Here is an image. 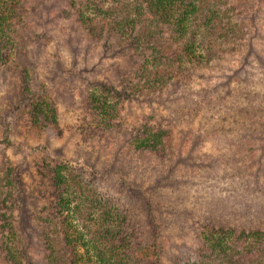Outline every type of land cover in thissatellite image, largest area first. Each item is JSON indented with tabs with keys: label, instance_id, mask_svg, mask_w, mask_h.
I'll use <instances>...</instances> for the list:
<instances>
[{
	"label": "trees",
	"instance_id": "16d2710c",
	"mask_svg": "<svg viewBox=\"0 0 264 264\" xmlns=\"http://www.w3.org/2000/svg\"><path fill=\"white\" fill-rule=\"evenodd\" d=\"M254 1L0 0V67L20 81L16 123L37 135L64 136L54 104L32 77L40 45L35 30L46 18L67 19L74 12L86 41L85 53H98V62L110 58L112 68L98 73L84 59L86 54L78 68L76 42L70 50L71 68L64 69L62 82L70 85L64 94L71 101L78 98L83 134L122 143L133 166L139 162L142 179L145 174L142 186L121 179L115 183L120 194L111 184L104 193L93 175L60 155L51 158L47 146L32 151L48 159L42 157L36 165L34 186L26 185L21 174L28 167L27 158L3 162L0 264H264L260 168L248 171L249 179L247 168L239 171H245L240 188L250 199L244 193L227 196L203 187L218 179V167L241 166L245 158L254 163L255 153H264V93L254 106L256 95L250 90L244 94L227 89L224 100L219 90L223 84L208 89L192 86L197 77L208 81L222 63L229 64L228 82L241 85L245 80L247 86L252 77L264 82V37L258 38L253 25L247 30L246 23L253 18L240 8ZM236 4L241 11H236ZM252 61L258 64L255 70L249 67ZM229 96L234 98L231 103ZM222 103L224 113L217 120L213 113L204 118L205 112L197 124L200 111ZM133 106H138V115ZM143 106L151 110L149 114L143 113ZM208 138L226 140L230 154L207 155L202 149ZM2 145L11 146L9 136ZM200 154L205 165L197 162ZM133 170L130 166L127 173ZM228 179L235 182L232 176ZM183 191L190 198L181 199ZM230 197L235 206L229 205ZM134 203L146 211L143 220L154 229L152 239L129 226L134 223ZM231 210L238 212L227 213ZM82 211L94 222L93 231L85 227L83 232L76 225L73 215ZM165 213L174 219L172 224L180 218L196 226L193 247H176V253L165 255V242L156 241ZM242 213H253V220H236Z\"/></svg>",
	"mask_w": 264,
	"mask_h": 264
},
{
	"label": "rangeland",
	"instance_id": "374dc122",
	"mask_svg": "<svg viewBox=\"0 0 264 264\" xmlns=\"http://www.w3.org/2000/svg\"><path fill=\"white\" fill-rule=\"evenodd\" d=\"M61 5L62 10L65 6H63L62 3ZM236 5L237 12L242 9L245 11L242 12L244 15L249 16V18H253V21L246 23L247 30L252 27L251 25H253V27H256L260 33L258 38H260L261 35L264 37V0H262V3L257 0L251 5H242L240 6L241 9L239 8L240 4ZM65 10L69 12V9ZM73 14L74 12L71 14V17L67 19L63 16L60 17L59 15L55 19L46 18V20L40 25L41 27L35 30L38 35V40L36 39L37 42L34 41L37 45L40 42V45L37 47L39 51H36L35 60L37 61L36 63L38 66L36 70L32 69V77L33 79H36L38 85L36 88L41 87V89H43L42 91L45 92V95L48 93L46 100L54 104L58 121V129L62 130L64 133L62 138L57 139L50 134L37 135L30 129L22 127L16 123V117L18 115L16 106L20 100V81L13 78L12 73L8 71V69L0 67V174L1 169H4L3 162H9L10 160L15 163L23 161L24 158H27L26 165L28 167L26 169L23 168L25 171L21 172V174H23V181H25L26 185L34 186L37 183L35 173L36 165L41 162L42 157L45 158L46 161L48 159L47 157L42 156L41 153H32V151L37 147L41 148L43 146H47V148H49L48 150L52 153L51 158L60 155L71 163L73 167L82 169L88 176L93 175L97 179L100 189H102L104 193L109 192L108 185L111 184L115 187L114 192L120 194L119 187L116 186L115 183L119 182L121 179L125 182L136 181L138 184L135 186L139 187V185L142 186L143 184L145 174L142 179L140 176L141 168L139 166V162H137L136 166H133L131 155L124 150L125 148L122 146V143H116L115 145L110 142V139L108 142H104V140H99L98 138H90L81 132L80 127L83 125V113H81L80 109L77 108L78 98L75 96L71 101L70 97L68 99V97L64 94V92H66L65 87L68 85L67 83H63V79H65L66 76V74H64V69L71 68L73 63L70 50L75 48L76 42L77 44L79 43L76 51V65L78 68L83 67L81 57H83L84 54L87 55L84 59L86 58L89 60L90 65L94 64L98 73H108V71L112 68V63L109 60L110 58L102 59L98 62V53L96 54L95 51L91 54L89 53V55L87 51L85 53L83 47L86 41L81 31L78 29V25H76V19ZM69 42L73 43L72 47L69 45ZM62 62L63 66L66 68H61ZM97 62L100 64L96 66L95 64H97ZM257 66V62L252 61L249 67L255 70L254 68ZM217 67L219 68H217L215 72L211 73V76L208 77V81L197 77L193 80L192 86L196 89H208L219 83L223 84L219 90H221V95H223L222 97H224V100L227 99V96H224L225 91L227 89L234 91L236 88L244 94L249 90L251 93H254L256 95L254 98V106L257 105L256 100H262V97L259 96H262L264 93V82L260 83L257 77H252V80L247 83V86L245 84V80H243L241 85H235L234 83L228 82L226 79V74L230 71L229 64L222 63ZM75 85L77 86L78 84ZM228 85L230 86L229 88ZM73 91L74 94H79L78 88ZM233 99L234 98L232 97L231 100V97L229 96L228 102L231 103ZM222 105L223 103L219 105L217 109L209 106L206 111H200V115H198V119L196 120L197 124L205 112L207 114L204 118L213 113L216 115L215 119L217 120V116L224 113ZM132 110L137 115L140 113L138 106H133ZM150 111L151 110L146 106H143L144 114H149ZM204 118L202 120H204ZM8 123L10 127H8ZM6 136L10 137V147L2 145L7 138ZM225 141L226 140L221 141L218 139L212 140L208 138L204 142V148L202 151L207 152V155L209 156L213 155L216 157L220 155V153H225V155L228 156L230 154L228 150L229 144ZM255 154L256 160L254 163L250 158H245V164H242L241 166L236 167L235 163H228L226 167H218L219 172L215 173V176L218 177V179H211L208 181L211 184L203 186L204 190L210 191L213 188L212 191L222 192L227 196L240 195L241 197L243 193L244 195H249L248 192L240 188V183L245 181L243 180L245 177V171L239 172L240 169L243 168H247V179H249L248 171L251 172L252 170L255 171L260 168L262 175L260 178L262 179L261 185L264 190V153L257 151ZM259 155H263V158H260ZM205 161L206 158L203 157L202 154L197 157L198 164L205 165ZM130 166L134 167L131 174L127 173ZM198 169L202 171L201 167ZM115 170L121 171L123 175L115 173ZM224 171L225 176H223ZM231 176L234 178L235 182L231 183L228 179ZM100 178H102L101 182L99 181ZM198 188L201 189V187ZM187 194V192L185 193V191H183L181 193L182 196H180L181 199L183 197L186 198L188 196ZM45 197H47L48 201L51 200L48 195H45ZM188 197L190 198V196ZM248 198H251L250 195ZM181 199L179 200V203ZM254 199L256 200L257 198ZM194 200L195 198L193 201ZM190 201L192 202V199ZM227 201L230 206L236 205V202L231 197L227 198ZM74 204H76V201H74ZM134 204L135 216L131 219L134 223L129 226H133L134 228L132 229H134L135 232H138V235L152 239L154 229L150 225H147L143 220L145 218L146 211L142 209V204ZM236 212L238 211L231 210L227 213ZM87 214V212L82 211L81 214L73 215L75 217L74 220L76 225H78V228L82 229L83 232L86 231L85 227H90V230L93 231L92 225H94V222H91L88 219ZM170 217H173V215H170ZM253 217V213H242L240 218L238 214L236 215V220H253ZM163 221L164 225L162 227V231L159 230V235H161V237H159L156 241L158 243L160 240L165 242L167 248L165 255H172L176 253V247L179 249H189L195 245L196 241L194 236L197 232L196 226H191L189 223H185L183 220H180V218L176 219L177 223L172 224L174 219H170L167 213L163 214Z\"/></svg>",
	"mask_w": 264,
	"mask_h": 264
}]
</instances>
